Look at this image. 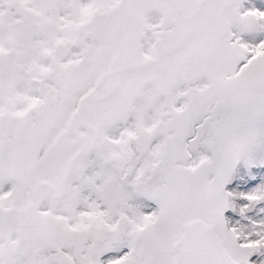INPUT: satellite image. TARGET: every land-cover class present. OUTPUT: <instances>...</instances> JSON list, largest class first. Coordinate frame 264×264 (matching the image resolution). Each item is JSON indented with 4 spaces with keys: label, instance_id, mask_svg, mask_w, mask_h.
<instances>
[{
    "label": "snow or ice",
    "instance_id": "snow-or-ice-1",
    "mask_svg": "<svg viewBox=\"0 0 264 264\" xmlns=\"http://www.w3.org/2000/svg\"><path fill=\"white\" fill-rule=\"evenodd\" d=\"M0 264H264V0H0Z\"/></svg>",
    "mask_w": 264,
    "mask_h": 264
}]
</instances>
